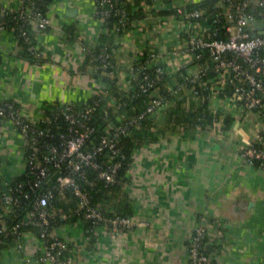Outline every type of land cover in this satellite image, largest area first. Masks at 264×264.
<instances>
[{"label":"crops","instance_id":"0c3cea01","mask_svg":"<svg viewBox=\"0 0 264 264\" xmlns=\"http://www.w3.org/2000/svg\"><path fill=\"white\" fill-rule=\"evenodd\" d=\"M97 1H52L51 23L36 38L46 59L39 66L21 57L22 47L10 32L0 31V101L16 104L32 121L41 118L47 105L87 102L105 84L93 77L83 47L107 39L115 49L119 85L130 80L127 64L131 57L137 60L143 55L147 43L168 56V69L180 66L182 74L190 71L191 63L183 65L176 51L186 36L174 25L144 17L118 36L108 37L107 25L95 14ZM0 6L18 9L20 0H0ZM159 12L172 14L168 9ZM185 96L180 98L191 106L202 102L192 94ZM176 98L152 116L157 118L154 132L160 136L133 150L126 172L125 200L134 220L143 219L146 226L116 234L97 229L93 241L81 224L57 227L58 236L80 249L78 264H191L188 244L201 217L208 221V235L218 246L211 264H264V169L245 163L241 156L242 147L257 134L264 139V120L246 113L228 129L179 126L168 123L163 114ZM0 141L1 173L10 181L23 172L25 140L5 119ZM215 218L219 226L212 223ZM32 244L27 243L26 249L35 251ZM0 264H23L22 256L7 247L0 253Z\"/></svg>","mask_w":264,"mask_h":264},{"label":"built area","instance_id":"2783aa9c","mask_svg":"<svg viewBox=\"0 0 264 264\" xmlns=\"http://www.w3.org/2000/svg\"><path fill=\"white\" fill-rule=\"evenodd\" d=\"M254 2L257 6L264 5V0H254ZM190 3V0L97 1L95 14L98 19L105 24L108 18L115 19L111 27L107 26L106 36H118L142 18L155 17L160 24L174 25L186 36L185 41L176 47V51L183 58V65L191 63L190 71L181 75L180 83L163 81V76L178 73L180 66L177 70L168 69L170 64L166 59L168 56L161 54L159 48L153 44L147 43L143 48L145 58L136 61V56L131 57L127 64L130 80L120 85L122 90L129 94V100L154 88L159 92L151 97L144 110L135 112L131 116L120 114L119 124L106 125L105 132L98 143L86 147L94 131V127L88 124V120L95 112L98 100L84 107H77L75 104H58L51 114L54 119L62 120L65 129L60 131L61 125H58V132L54 136V142L51 143L42 139L43 136H47L46 131L37 126L38 122L48 123L47 116L43 114L41 118L32 121L24 118L19 107H15L14 103L0 101V139L2 123L5 119H9L25 140L22 152L24 165L22 173H25L27 178L15 186L10 184L11 180H5L2 176L0 154V235L3 243L9 240L8 247H14L20 252L23 264H78L76 260L80 253L78 246L62 239L55 233L56 228L50 226L52 202L55 199L67 201L66 191L69 188L73 196L78 198V205L73 213L78 214L82 211L84 219H92L96 224L102 223V226L95 228V231L101 229L116 234L146 226L147 223L143 219L134 220L132 216L116 215L106 218L101 209L89 205V190L77 184L75 177L78 175L84 178L85 170L93 169L106 184L119 183L123 188L124 182L120 181L118 171L121 169L125 155L119 144V138L128 136L131 129L138 128L143 118L154 116L161 108L171 106L177 96L192 94L200 98L196 85L206 90L209 111L215 114L210 125L214 129L222 128L225 118L231 117L235 121L246 113H254L264 120V79L262 78L264 36L253 35L254 28L245 29L247 19L261 18L246 14L244 11L248 7V2L244 1L238 15L234 16L229 9L226 10L227 21L223 27L226 38L208 39L205 33L209 28L198 21L204 16L203 11L188 9ZM127 5L143 9L145 16L141 19L129 18ZM1 7L4 10H12ZM166 9L172 11V14L166 16L152 13V11L159 12ZM18 10L23 19L32 25L35 39L37 34L51 23L48 13L46 16L32 15L30 9L24 7L21 1ZM3 28L0 22V31L4 30ZM217 34L213 32V35ZM21 36L29 51L36 57L45 59L44 51L39 44L32 45L26 32H22ZM95 47L84 45L83 50L88 55L92 54L98 68L104 70V75L116 76L120 81L117 70L112 69L116 67L112 63L115 59V49L104 45L100 52L93 54L91 50ZM204 52H207L208 56H204ZM35 65L39 66L37 61ZM206 76L208 78H204ZM187 84L191 86L187 87ZM134 87L136 89L133 90ZM226 89H229V93L222 95ZM99 96V99L107 100L106 105L112 107L114 112L122 105L110 99L105 89L99 93ZM201 99L205 100L204 97ZM218 104L222 105L223 109H219ZM51 137L53 138V134ZM241 156L247 164L253 165L252 159L259 160L261 168L264 169V139L260 134L242 147ZM99 158L103 162L98 160ZM88 183L92 184L89 181ZM27 199L31 201V204L22 214H19L18 205L21 202L25 203L24 200ZM59 215L63 219L66 218L62 212ZM207 223L204 217L199 219L188 244L191 264H211L212 262L215 251H207L209 244L213 243L208 235ZM212 223L219 226V218L212 219ZM31 240L37 243L36 246ZM27 243H31L35 251L26 249Z\"/></svg>","mask_w":264,"mask_h":264},{"label":"trees","instance_id":"16d2710c","mask_svg":"<svg viewBox=\"0 0 264 264\" xmlns=\"http://www.w3.org/2000/svg\"><path fill=\"white\" fill-rule=\"evenodd\" d=\"M22 2V5L24 7H27L30 9L32 15L39 14L40 16H46L49 10V6L52 3L53 0H20ZM120 1V0H117ZM244 1L248 2V7L245 9L246 14H252L257 17H264V5L263 6H257L254 4V0H201V2L197 3H190L188 5V9H200L203 11L204 16L198 21L205 24L206 27L209 29L205 33L206 38L212 39V38H218V39H225L226 36L223 34V27L226 24V17L225 13L226 10L229 9V11L235 16L238 15L240 11V6L243 4ZM126 10L128 13L129 18H142L145 16V13L143 12V9L137 8L132 5H127ZM160 12H157L159 14ZM261 13V14H259ZM159 15H163L160 13ZM107 26L111 27L112 24L115 22L114 18H108L106 20ZM0 22L3 24V29L10 32L18 41V43L22 47V53L21 57L26 59L27 61L31 62L33 65H35L36 61L39 65L44 64L46 59H41L39 57H36L34 53L28 50L27 44L24 42L23 37L21 36L22 32H26V34L30 37V43L32 45H38L37 40L35 39V31L32 28V25L30 22H26L23 19L22 14L18 9H12V10H4L0 6ZM47 29V28H46ZM44 29V30H46ZM213 32H217L218 34L215 36L213 35ZM108 40V39H107ZM102 41L104 43L102 46H110V42L108 40ZM102 46H96L91 50V52L98 53L101 51ZM264 55V51L262 52ZM146 54H143L139 59V61L143 60L145 58ZM204 56H208L207 52H204ZM87 63L93 66L92 75L93 77H100V79L105 84V89L107 90L108 96L110 99H113L116 103L120 102L122 105L117 111H113L112 107H108L106 105L107 100L99 99V93L94 95L93 97L89 98L87 102L82 104H75L77 107H84L90 104H93L96 100H98V105L95 110V112L92 114V117L88 120V124L92 127H94V131L91 135V139L86 145V147H90L91 144H96L101 139V136L105 132L106 125L108 124H119L120 123V114H123L124 116H131L135 112H140L145 109L147 103L151 99V97L158 94V90L156 88L149 90L146 93H140L137 97H135L133 100H129V94L127 92H124L121 88V86L118 83V78L116 76L109 77L107 75H104V70L101 68H98L97 63L93 60L92 54L88 55L87 57ZM136 60V61H137ZM112 63L115 65V59L112 60ZM116 67H113L114 71ZM85 69V68H84ZM181 74L182 72L176 73L174 75H166L162 77L163 81L169 80L172 81V83H180L181 82ZM209 76V75H208ZM208 76L204 78H208ZM264 79V74L262 76ZM135 86V85H134ZM191 85L187 84V87H190ZM195 88L198 91V96H201L204 99L202 102L197 103L195 106L189 105V103H186V98L177 96L176 103L172 106V108L163 114L166 117V120L168 123H174L179 126H193L200 129H208L211 128V121L212 118L215 116V114L210 113L208 101L206 100V96L208 95V92L204 90L203 88L199 87L198 85L195 86ZM133 90L136 89V87L132 88ZM225 93H229V89H226L222 95ZM166 94L168 96V92L166 91ZM186 95L185 97H187ZM175 98V97H174ZM179 98V99H178ZM58 103H53L52 105H47L44 109V115L48 117V123L47 122H38L37 126L39 128H42L46 131L47 136H43L42 139L44 141H48V143L54 142V136L58 132L57 126L61 125L60 131H64L65 124L62 122L60 118L54 119V116H52V110H55ZM15 107H18L16 104ZM107 113V114H106ZM200 118V120H199ZM156 117L147 116L143 118L140 122V125L138 128H133L130 131V134L128 136H121L119 139V144L122 146V152L125 155V158L123 160L121 169L118 171V177L120 181L125 182L127 180L126 172L128 170V167L132 161V152L133 150L138 147L139 145H143L146 143H152L157 140L156 132H154L156 125ZM233 122L231 117H227L223 121V127L227 128L231 125ZM200 123V124H199ZM164 130H161V135H163ZM51 134H53V138L51 137ZM103 156V155H102ZM98 160L102 161L101 158ZM103 162V161H102ZM253 165L257 167H261V162L256 159H252ZM85 176L86 177H79L78 175L76 178V183L80 184L83 188L88 189L89 191V205L92 207H96L101 209L102 213L106 218H110L116 215H119L121 217L131 216L133 213V209L131 207V204L128 203L126 199V195L124 194L123 188L121 187V184L119 183H113V184H106L99 176L97 171L93 169H87L85 170ZM27 178L25 173H21L17 175L14 179L10 181V184L12 186H15L18 182H21ZM89 182L92 184L89 185ZM1 185V181H0ZM67 201L64 199H55L52 203V219H51V227L57 228L60 226H71L73 224H81V229L83 230V233L85 236H89L91 241L95 240L94 232L95 228L101 227L102 223H95L92 219H84L82 216V211L80 213H73L78 205V198L73 196L71 193V188L67 189ZM70 198V199H69ZM24 202H21L17 210L19 214H22L23 211H25L29 204H31L30 200H24ZM63 213L66 215V218H62L59 213ZM17 219V217H16ZM10 245V241L3 243V240L0 235V253L2 250L7 248ZM218 248V246H215L214 243L209 244L207 251H215Z\"/></svg>","mask_w":264,"mask_h":264},{"label":"water","instance_id":"95a60500","mask_svg":"<svg viewBox=\"0 0 264 264\" xmlns=\"http://www.w3.org/2000/svg\"><path fill=\"white\" fill-rule=\"evenodd\" d=\"M246 30L254 28L253 35L262 37L264 36V18L261 19H247Z\"/></svg>","mask_w":264,"mask_h":264}]
</instances>
